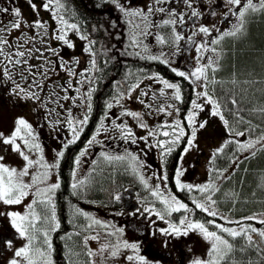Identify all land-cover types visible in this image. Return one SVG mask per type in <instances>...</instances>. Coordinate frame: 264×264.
Instances as JSON below:
<instances>
[{"label":"snow or ice","instance_id":"snow-or-ice-1","mask_svg":"<svg viewBox=\"0 0 264 264\" xmlns=\"http://www.w3.org/2000/svg\"><path fill=\"white\" fill-rule=\"evenodd\" d=\"M162 2L169 3L171 0H150L143 7H136L131 5L129 0V6L125 7L118 3L117 7L124 17L129 18L128 23L132 24L134 32L132 35L131 46L136 48L143 47L144 51H147V46L142 44V41L137 38V36L148 35L147 28L149 26L150 18L153 13L161 12L165 13L166 9L163 7H157ZM177 2L182 3L188 10V13L177 12L174 8L167 10L168 19H164L162 24L170 27V34L166 40L164 36L157 35L156 40L160 44H176L177 41L185 39V37L176 31L175 26L177 23H185V16L189 15L190 18L198 19L201 16V12L194 7L195 0H177ZM28 8L36 15L37 19L31 23H28L24 19L22 7L14 6L11 10L7 7L0 8V14H10L13 19L7 24L0 21V73H2V78H0V83L11 82V86L8 88V96L12 98L13 103L16 101L28 102L31 101L37 106L36 111L40 108L45 110V122L53 127L58 126L63 122L68 130L71 132V139L64 143L66 148L68 144L74 143L79 139L80 133L83 130V126L88 123V114L91 111V104L85 105V114L82 118L76 119L73 117L71 109H63V104L61 101L72 100L75 104V100L72 99L67 93L74 88L72 83V78L81 77L78 82L83 83L87 80L91 86L95 77L90 74V69L85 68L83 71L77 73L74 69V65H79V57H72L71 60H66L60 55V51L56 48L51 47L45 40V37H49L52 40L61 42V46L66 47L70 51H75V42L69 39V33H75L79 40L87 41V44L83 46V52L88 54L90 57L91 70H95L97 67L96 51L94 47L96 41L90 39L89 34L82 32V26L75 22V17L72 15L67 7L66 0H25ZM227 5H232L239 7L241 5V0H226ZM264 9V0H259L258 5L253 3V0H246L243 10L232 12V15L236 16L239 23L233 27L232 30L222 33L217 39L211 41L212 44H218L220 39L224 36H236L238 32H241L244 27L245 15L250 10L256 11L257 8ZM41 11H47L50 13L52 19H54L58 27L54 28L52 33L49 34L48 26L46 22H42L39 19V14ZM231 11V9H230ZM215 15V13H213ZM135 21H140V23H135ZM114 23V22H113ZM25 27L32 28L34 30H39L35 32V35L28 36L27 33L23 34V37L18 36L15 41L10 42L7 38L12 31H18L21 29V25ZM194 29L193 35L198 33L211 34V29L208 26L200 25L196 26L195 22L192 25ZM95 30V26H94ZM39 37L40 43L44 45V51L39 47H35L36 39ZM22 41V42H21ZM32 43L33 47L27 48L26 44ZM208 45L204 42H200L197 51L205 50ZM6 49H15L14 51H6ZM23 49V50H20ZM45 51L50 53L51 56H56V60L50 59L49 56L45 55ZM213 53L216 54L215 58H209L208 63L202 67H197L194 72L186 74L185 71L178 70L177 68H171V71L175 73L176 76L189 79L190 77H195L197 81H202L203 91L197 92L198 97H202L208 105H211L210 115L213 117H218L228 131L229 136H243V131H235L233 126L229 124V121L225 119L222 112L221 104L213 98V92L209 91V85L216 83L209 75V70L214 73L219 63L220 53L215 49H211ZM34 53L36 54V60L42 61L39 64L30 63L33 58ZM140 56V53H136ZM144 58V57H141ZM152 61L160 60V57L156 55H150L147 57ZM162 63L166 65L169 63L167 60H161ZM107 63V61H105ZM63 71L67 73L69 79L66 80L64 84H58L56 80H53V76H58L59 72ZM18 76V79H17ZM152 78V77H149ZM160 83L163 84V89L174 90L171 99L175 101H181V88L178 83H171L166 79H162L159 76L154 77ZM50 82V84H49ZM235 83V81H233ZM140 87V82L129 83L127 87L122 90L117 91V98H114L116 103H119L120 99L127 97L132 99V93ZM59 88L65 95H61ZM79 91V89H76ZM93 89L90 87L85 96L81 99L90 100L92 96ZM147 92H142L137 97V102L144 105L145 107L152 108L151 104H146L145 100L140 98L147 96ZM160 95L164 96L165 92L160 91ZM155 99V96H153ZM233 105L237 104V101L233 99L231 101ZM50 104L58 105L66 115L62 113H55V119H49L52 117L55 109L49 107ZM79 106V105H77ZM107 109L113 108V103L106 104ZM174 104H164L158 106L155 110L164 113L165 115H172L170 109H174ZM193 111H190L186 115V126L185 122L180 120L174 123H162L158 128H149V125L144 122L143 117L139 111L126 110L124 115L132 117L139 121V128L145 130L147 135L137 137L132 128L126 124H116L113 121V125L116 129H119L121 136L124 140L130 143H137V140H141L145 143L146 147H154L160 150L162 156H167L172 153L180 143L182 137H187L184 141L183 154H187L193 148H198L197 137L198 132L207 127V121H197L198 112L195 111L199 109L204 110V105L193 101L191 104ZM178 111V109L176 110ZM261 113H264V107L259 109ZM101 126L104 125V121H100ZM167 128L171 131L160 129ZM99 132V129H97ZM158 136H163L169 139H157L155 145H150V138H157ZM39 139L33 125L23 116H17L14 119V129L10 135L5 136L4 133L0 132V142L6 146H10L13 152L18 153L25 161V166L22 170H17L15 168H9L3 163L4 157L0 156V203L4 205H17L21 204L23 200L32 193L35 189V196L38 198L34 201V204L40 206V212L38 213L34 206L29 205V210L27 214H21L20 212H0V216H7L9 224L12 229L17 233V235L26 241L25 245L16 249L13 253V258L9 260L8 264H53L51 259L52 245L50 243L49 237L51 232L57 230L60 225L56 221L55 204L53 203V197L57 189L60 188V184L51 183L47 184V179L49 177V172L51 168L59 167V164L49 165L44 161L42 155L41 145L37 142ZM23 144V149L21 143ZM96 140V136H92L88 141L91 144ZM264 141V130L261 131L259 136L250 137L246 142L241 141H225L223 145L218 147L211 156V161H215L218 154H223L225 148L229 143H234L236 145V150L238 152H244L253 148L256 144ZM264 151V149H260ZM143 151V150H141ZM26 153H38L39 158L33 160L30 158L29 154ZM58 158L64 156V151H59L56 153ZM82 151L79 156H83ZM104 158L105 161L109 163L117 162L123 166L125 170H131V173L139 180L140 184L143 185L150 193L151 197H155L160 204L163 205L162 208L156 207H144L143 211L147 212L150 216H155L159 220L164 221L168 224V227L161 228L158 230L150 231L149 236L155 237L158 233L163 236L162 246L167 248L171 239H179L181 236L187 237L190 232L198 233L202 238L209 243V250L206 254V258L195 259L192 264H237V261L233 259L232 253L235 250V245L233 241L237 238H242L243 244L240 247V251L247 250L248 247H254L257 250L264 251V243L257 244L253 241V234L259 235L262 241H264V230H258L257 228L246 225L243 220H253L260 224H264V219L257 220L256 216L244 217L241 221H232L223 216L220 219H224L226 223H235L240 225L239 228L236 227H225L222 224L215 223V220H209L207 222H201L190 219V215L193 209L183 202H181L175 195L166 194L167 190L161 191L159 185H149V181L146 176L142 173V168L145 166L143 161L140 160L137 154H133L130 151L125 154L110 155L104 152L99 154ZM252 156L256 153L252 152ZM79 156L75 159L74 164L79 165ZM235 156L233 158V161ZM233 161H230L233 162ZM36 167L40 169L36 175L32 176L31 183H25L23 177L29 174V169ZM184 173L182 166L177 168L175 172V184L181 191L187 190L189 192L193 191L195 188L199 193L203 194V202H198L193 199L192 203L195 205L196 209L205 212L210 217H217L218 210L216 209L217 200L213 199L216 191H218L216 185L212 182L205 183L200 186H194L189 183H183L181 177ZM158 179L162 181H167L166 175H161ZM46 185L40 187V185ZM71 187L74 190L82 189L84 187V181L79 184L73 183ZM112 198L115 201H120L122 199L119 192L112 193ZM183 210L184 213L189 215H182L178 222L172 223L169 221V217L173 213H178ZM77 214L82 215L85 219L91 222L85 226V231L93 229V225L100 226L105 230L108 229L109 225L107 223H102L100 220L92 219L88 216V213L82 212L80 209L75 210ZM140 209H137V212ZM135 215L136 213H130ZM264 216V213L260 214ZM37 221L41 222V226L46 230L43 231V239L41 241L42 246H38L37 239L40 232V228L37 227ZM153 223H155L153 221ZM209 225L215 230H210ZM111 232L105 231V235L108 237L117 236L123 233V228H115ZM94 231V229H93ZM80 233L78 232L77 235ZM89 240H100V233H95L92 235H85L83 237V252L86 254L88 259L84 264H97L96 257H102L104 264L109 257L115 258L118 256L121 250H130L134 255H128L126 260L129 262L137 261L138 264H150L148 259L140 255L141 242H129L127 240L117 239L114 242L108 240V242L102 243L100 248L97 250H92L88 247ZM6 248H12V240H0ZM70 264H76V261L71 260ZM251 264V262H250Z\"/></svg>","mask_w":264,"mask_h":264},{"label":"trees","instance_id":"trees-1","mask_svg":"<svg viewBox=\"0 0 264 264\" xmlns=\"http://www.w3.org/2000/svg\"><path fill=\"white\" fill-rule=\"evenodd\" d=\"M141 2L143 1L130 0L131 5L134 6H140ZM13 3L22 9L26 8V13L30 17L29 23L37 19L36 15L28 8L25 0H13ZM118 3L125 7L129 6V0H118ZM258 3L254 4L258 5ZM66 4L75 17V22L82 26V32L89 34L90 39L96 41L94 50L97 53L95 57L97 67L95 70H91L90 57L83 52V46L87 44V41L79 40L75 33H69V39L75 42V51H70L66 47L62 48L61 42L51 39V47L60 51V55L66 60L79 57V65H74L77 73L88 68L90 74L95 77L91 86L87 80L79 83L81 77L72 78L74 88L67 95L75 100V104L72 103V100L61 101L63 109L70 108L73 117L76 119L82 118L85 114V105L91 104V111L87 113L88 123L83 126L79 139L68 144L66 148L64 147V143L71 139V132L63 122L56 127H46L43 129L45 132L40 133V139L43 140L47 149L59 146V151H64V156L58 158L59 167H57L60 188L54 194L56 219L60 227L51 233L53 264H70V258L76 261V264H84L88 259L83 252V237L92 231V229L85 231V226L91 221L77 214L76 209L88 213L91 218L88 207L92 204L120 209L122 202L121 200L115 201L112 198V193H121L129 189L136 190L145 202L150 203L153 200L149 191L140 184L130 169L125 170L119 163H109L100 159L99 156L95 157V155L87 163L88 171L85 176L83 175L84 187L78 190L71 187L75 183V170L77 168V165L74 164L75 159L82 151L84 152L91 146L88 143L91 137L99 138L106 128H108L106 131L109 134L106 143H110V141L117 143L118 141V145H124L121 150L124 151L125 147L134 150L145 165L146 178L150 176L156 180L161 175L167 176V181H163L167 191L193 209L190 215L192 220L201 222L215 220L217 224H225L222 219L210 217L205 212L196 209L192 203L195 199L193 193L187 190L181 191L175 184V172L177 168L182 166L184 141L187 137L181 139L172 153L162 156L159 149L151 146L146 147L141 140H137L135 144L124 140L119 129L113 125V121L116 124L123 123L131 127L136 136H139V133L143 134L139 132L136 125L138 120L134 123L131 117L124 115L126 110L136 108V103L134 106L125 103H133V100L127 97L120 99L119 103L114 100L117 98V91L127 87L129 83L140 82V87L132 93V98L136 96L138 90L151 87L153 83L159 82L154 78L156 76L171 83H178L181 88L182 99L177 101V107L172 113H176L178 109V119L183 120L185 125L187 113L193 111L191 108L193 101L208 105L202 97H198L196 94L203 91L202 85L198 86L194 81H187L176 76L171 71L172 67L169 64L166 65L161 62L164 59L159 55L140 51L131 46L132 41L129 38L131 25L128 23V18L119 11L117 0H66ZM39 19L47 23L49 34L58 27L56 21L51 18L47 11H41ZM131 28L134 30L133 26ZM28 30H30L31 36L39 31L32 28H28ZM137 52L140 53V56L136 55ZM219 52L217 70L214 73L209 72L216 83L210 84L208 90L213 92V98L221 104L225 119L229 121L235 131H243L249 138L259 136L264 130V113L259 111L261 107H264V9L258 7L256 11L250 10L246 13L242 31L238 32L236 36H224L223 39H220ZM150 55H156L160 57V60L152 61L147 58ZM56 59V56H52V60ZM54 77L58 80V84H64L69 79L67 73L63 71ZM90 87L93 89L91 99H81ZM199 88L201 89L199 90ZM57 91H60L61 95H65L60 89ZM233 99L237 101V104L231 103ZM110 102L113 103V108L107 109L106 104ZM20 104L35 105L31 101L20 102ZM209 107L211 109V105ZM195 111L201 112L199 109ZM64 115H66L65 112ZM167 117L168 115L163 113V117L159 119L156 128L161 125V119L166 120ZM100 121H104L103 126H101ZM164 130L171 131L167 128L160 129V131ZM47 135H51L53 140H46L44 136ZM157 139L169 138L163 136L150 138V145H155ZM144 148L148 151L147 154L143 153ZM260 149H264V145L255 152V156L250 155L238 162L236 169L221 182L218 191L213 196V199L217 200L216 206L220 211L238 218L264 212V151ZM102 151L106 153L103 148ZM239 153L236 150V145L229 143L224 153L218 154L215 161L212 162L214 172H212L211 179L218 180L222 172L226 171L232 163L230 161H233L234 156L236 158ZM199 168L197 163L191 167L182 166L184 170L182 177L193 176V172L195 173ZM155 205L159 208L162 206L160 203H155ZM36 209L40 212L38 204H36ZM177 214L180 215H175V213L172 215V220L175 222H177L178 217L181 218L182 215H186L183 210ZM243 223L258 230H264V224L257 221L243 220ZM37 227L40 228V232L36 243L38 246H43L41 245L43 227L40 221L37 222ZM209 227L212 228L211 225ZM78 232L79 235H77ZM253 241L257 244L264 243L257 234H253ZM233 243L235 250L231 255L237 264H250V262L251 264H264V251L254 247L240 251L239 249L244 243L242 238H237Z\"/></svg>","mask_w":264,"mask_h":264},{"label":"rangeland","instance_id":"rangeland-1","mask_svg":"<svg viewBox=\"0 0 264 264\" xmlns=\"http://www.w3.org/2000/svg\"><path fill=\"white\" fill-rule=\"evenodd\" d=\"M24 12V10H22ZM25 14V13H24ZM23 14V15H24ZM27 16V14H25ZM24 15V18H27ZM129 20V18H128ZM140 21H135V23H139ZM152 23V18L150 19L149 23ZM7 24V23H6ZM153 24V23H152ZM132 27V24H130ZM158 26L160 28H162V24L159 22ZM162 30V29H160ZM30 30H28V27H25L23 24L21 25V29L18 31H12L10 35L7 36L9 41H15L16 38L18 36L23 37L24 33H27L28 36ZM134 30H132V28H130V35L129 38L132 41V35H133ZM35 35V34H34ZM160 36H163L162 34ZM142 37V38H141ZM149 37V35L147 36H137V38L139 40L142 41L143 45L147 46L148 48H152L150 47L148 44H145V38ZM45 40L47 41V43L50 45V43L52 42V40L49 37H45ZM22 42V41H21ZM155 46V45H154ZM157 46V45H156ZM25 47L27 48H31L33 47L32 43H28L25 45ZM35 47H39L41 48L42 51H44V45H42L40 43L39 37H37L36 39V44ZM142 49V50H141ZM15 49H6V51H14ZM21 50V49H20ZM141 51H144L143 47L140 48ZM149 51V50H147ZM151 52V51H149ZM45 55L49 56L50 59H52V56L50 55V53H48L47 51H45ZM36 54L34 53L33 58L31 59L30 63L32 64H39L42 61H38L36 60ZM56 77H52L53 80ZM58 82V80H56ZM50 84V82H49ZM201 88H199L200 90ZM57 90H59V88H57ZM163 90L165 92L164 96L160 95V91ZM142 92H147L148 95L144 96V97H140L142 99L145 100L146 104H151L152 108H148L145 107L144 105L140 104L137 102V97L139 96L140 93ZM174 90L171 89H163V84L160 82L157 83H153L151 85V87H144L142 89L141 92H139V94H137L136 98H132L133 103H129V102H125L128 104H134L136 103L137 107L136 108H131L130 111H139L141 113V116L143 117V120L145 123H147L149 125V128L155 129L157 123L159 122V119L161 117H163V113H160L158 111H156L155 109L160 106V105H164V104H174L175 108L177 107V101L171 99V97L173 96ZM153 96H155V99H153ZM7 97V98H6ZM2 99L5 100H9V96L6 94V96L3 94L2 95ZM2 99H0L2 101ZM4 104H1L2 106H6L1 107L2 109L0 110V132L4 133L5 136L10 135L11 132L14 129V119L17 116H23L25 117L29 122H31V124L33 125L36 133L38 134L39 137V133L37 131V124L36 122H38V125H40L42 128H50L51 125L45 122V110L43 108H40L36 111H33V109H36L37 106L36 105H21L18 102L13 103L12 100L9 101H4ZM32 103V102H31ZM26 104V103H25ZM30 107V108H29ZM49 107H52L55 109V112L53 113L52 117H49V119H53L55 118V113H62V115H64L63 110L58 106V105H54V104H50ZM127 107V104H126ZM179 107V106H178ZM174 109H170V111L175 110ZM32 109V110H31ZM210 107H206L204 109V111H201L200 113H198L197 116V121H207V127L200 130L198 132V137H197V144H198V148H193L190 151L187 152V154H183L182 157V163L181 165L184 167H191L192 165L194 166V164L197 163V165H199V169L196 170V172H193V176H191L192 174L190 173V176H184L185 178L181 177V181L183 183H188L190 181L195 183L196 185V181L199 182L198 185H203L205 183H209L212 182L216 185L217 189L220 186L221 182L225 179L226 175L229 173V169L232 167L237 166V163L239 161H241L243 158L250 156L252 152H256L263 144L264 141H261L260 143L256 144L253 148L246 150L244 152H240V155L238 157H236L234 159V161L232 162V164L230 165V167L228 168V170L225 172L222 180H217V181H212L211 176L208 172L209 168H210V156L211 154L221 145L224 144L225 141H241V142H246L247 139H249V137L247 136V134L244 133L243 136H229L228 131L226 130L223 121H221L218 117H213L210 115ZM132 121L135 123V121H137L136 119L132 118ZM167 120V121H166ZM161 119V124L162 123H174L175 121L179 120L178 119V113L176 111V113H172V115H168L167 119ZM180 121L183 122V120L180 119ZM139 121L136 123L137 127L138 126ZM37 126V127H36ZM108 128L105 129V132L103 133V135H101L99 138H96L95 141H93L91 143V146L86 149L84 151V155L80 156V164L77 165V168L75 170V183L79 184L81 181L84 180L83 175L85 176L87 174V163L89 161V159H91L94 155L95 157H98L100 159H104L103 157H101L99 154L103 150L106 151V153L109 154H125L126 152H131L133 154H137L135 153L134 150L129 149L127 147H125V150H121L124 145H118V141L117 143H106L107 139H109V134H107V130ZM185 130L187 131V126L185 125ZM43 132H45L44 130H42ZM139 132H142L145 135H147V132L145 130H142L139 128ZM142 134V135H143ZM141 133H139V136L137 135V137H141L142 136ZM44 138L47 140L49 139L50 141L53 140V137L51 135H47L44 136ZM184 137H182L181 139H183ZM154 139V138H153ZM42 148V155L44 157V161L49 164H57L58 163V157L56 155V153L60 150L59 146H54L51 149H47V147L40 141V138L37 141ZM17 143H21V147L23 149V144L21 141H17ZM46 147V148H45ZM102 147L101 149L98 148ZM144 154H147L148 151L146 150V148H144L143 151ZM30 155V158L33 160H36L39 158V154L38 153H26ZM138 155V154H137ZM0 156L4 157L3 163L8 166L9 168H15L18 171L22 170L25 166V161L23 160V158L16 152H13L11 150L10 146H6L4 145L2 142H0ZM140 160H142L140 158ZM209 161V162H208ZM192 164V165H190ZM201 164V165H200ZM190 165V166H188ZM209 165V166H208ZM208 168V170H207ZM40 169L33 167L29 169V174L25 177H23V181L25 183H31V178L32 176L36 175L37 172ZM142 173L145 175V167L142 168ZM211 171V168L210 170ZM193 178V179H192ZM58 173H57V167L51 168L50 172H49V177L47 179V184H51V183H57L58 182ZM149 181V185H159L161 191H165L167 190L165 187V184L163 181L159 180V179H152L150 176L149 178H147ZM192 179V180H191ZM46 185L42 184L40 185V187H44ZM35 189L32 190V193L30 195H28L21 204H17V205H4L3 203H0V212H12V211H16V212H20L21 214H27L28 210H29V205L34 204V201L38 198L35 196L34 194ZM166 194H170L168 191L166 192ZM194 197H196L198 202H203V194L201 193H197V194H193ZM214 198V197H213ZM53 203H54V197H53ZM155 203H160L155 197H153V200L148 203V207H156L159 209V207L157 205H155ZM162 205V204H161ZM163 207V205L161 206V208ZM216 209L218 210V216H223L229 220L232 221H241L243 220V218H238V217H234L231 216L225 212L220 211L217 206H215ZM90 214L92 215V219H97L100 220L102 223H107L109 225L108 229L105 230L104 228L100 227V226H96L93 225V229L91 232L88 233V235H92L95 233H100V240L99 241H95V240H89V247L92 250H97L100 248L102 243L108 242V240H112L113 242L117 239H121V240H127L130 241L132 238H134V234L132 233H126L124 231V228L122 226H120V223L122 221L123 218V210L120 207V209H113V208H108V207H103L100 205H89L88 207ZM264 213V212H258L255 213L251 216H256L257 220L259 219H264V216H261L260 214ZM188 214V213H186ZM189 215V214H188ZM2 220H8L7 216H0ZM191 219V218H190ZM225 224H223L225 227H236L239 228L240 225L235 224V223H226V221L224 219H222ZM57 221V219H56ZM160 222H164L161 221ZM113 226L115 228H123V233L118 234L117 236H112V237H108L105 235V231L111 232L114 230ZM168 224H166L163 228H167ZM46 230L45 228H43V231ZM211 230V229H210ZM52 233V232H51ZM42 234V239H43V232ZM50 240V237H49ZM162 240L163 238H160V241L157 242L156 244H152L151 245V249L154 251V253H149L151 254V256L144 254V253H139L140 255L145 256L148 261L150 262V264H178L177 263V256L181 254V252H183L182 248H178L179 252L174 251L172 248H165L162 246ZM19 246H16L15 248L12 247L9 254L7 255L6 260L4 261L3 264H8L9 260L13 258V253L16 249H18L19 247H22L25 245L26 241L23 240L22 238L19 239ZM18 242V243H19ZM184 243L187 244L189 250L187 251L188 255L187 256H182V264H192V261L195 259H201V258H206V254L209 250V243L207 241H205L202 236H200L198 233L195 232H190L189 235L187 237L184 238ZM44 247V246H43ZM170 252V253H169ZM162 254V255H161ZM128 255H134V253H132L130 250H121L118 254L117 257L115 258H111L109 257L106 261V264H138L137 261H132L129 262L128 260H126V257ZM154 255V256H152ZM95 259H97V264H104L103 258L102 257H96ZM39 264V262H38Z\"/></svg>","mask_w":264,"mask_h":264},{"label":"flooded vegetation","instance_id":"flooded-vegetation-1","mask_svg":"<svg viewBox=\"0 0 264 264\" xmlns=\"http://www.w3.org/2000/svg\"><path fill=\"white\" fill-rule=\"evenodd\" d=\"M141 4L145 5L149 3L150 0H142ZM255 1V0H253ZM246 0H241V5L239 7L227 5L226 0H195L194 7H196L200 12L201 16L198 19L190 18L189 15L185 16V23L175 26L176 31L181 33L185 39H181L176 42V44L167 43V47H163L164 59L169 63L174 64L175 68L181 71H185L186 74L194 72L197 67H202L208 63L209 58H215L216 54L211 51L215 48L219 52V43L212 44L211 41L217 39L223 32L233 29L235 25L239 23L236 16L232 15V12H238L243 10ZM157 7H163L166 9L165 13L155 12L152 15V25L148 26L147 31L149 37L145 38V42H150L151 45L156 43V36L159 33L165 35L167 40L170 34V27L162 24L164 19H168L167 10L175 9L180 13H188L189 10L182 4L177 2V0H171L169 3L162 2ZM231 9V11H230ZM215 13V15H213ZM159 22L162 24V28L158 26ZM196 26L205 25L211 29V34L198 33L193 35L194 29L192 28L193 23ZM165 29V31L160 30ZM147 35V36H148ZM200 42H204L208 45L205 50L197 51ZM220 53V52H219ZM210 72V70H209ZM0 78H2L0 74ZM18 79V76H17ZM191 81L199 82L202 85V81H197L195 77L189 78ZM11 86V82L0 83V99L2 95L8 93V88ZM8 95V94H7ZM7 98V97H6ZM5 101V99H2ZM134 203L137 205L135 211H128L124 215H127V228L131 229V233L134 236L142 235V241L146 244V251H152L151 245L156 243L158 240V234L155 237H150L148 234L150 231L156 230L157 223L153 221L157 220L156 217L150 216L147 212L143 211V206L139 204L137 197L133 198ZM132 207L134 205L132 204ZM137 209L140 211L137 212ZM130 213H136L131 215ZM20 237L12 229L7 220H2L0 217V240H12L13 246L19 242ZM136 240L134 237L133 241ZM151 249V250H150ZM11 248H6L0 244V264H3L9 254Z\"/></svg>","mask_w":264,"mask_h":264}]
</instances>
